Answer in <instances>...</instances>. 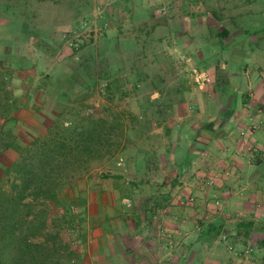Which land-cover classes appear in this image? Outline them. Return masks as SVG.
Returning <instances> with one entry per match:
<instances>
[{"label":"rangeland","instance_id":"1","mask_svg":"<svg viewBox=\"0 0 264 264\" xmlns=\"http://www.w3.org/2000/svg\"><path fill=\"white\" fill-rule=\"evenodd\" d=\"M255 40L264 42V0H0V73L7 76L15 104L14 119L5 122L10 137L26 146L61 115L65 125L82 114L108 122L120 118L121 146L71 182L69 195L81 196L87 211L77 223L79 232L99 229L102 213L123 231L118 223L126 225L154 208L158 216L178 218L177 229L187 227L186 218L206 221L220 205L212 189L218 176L207 173L212 166L205 161L212 164V158L196 164L199 158L188 153L195 149L198 125L218 123L210 118L216 113L212 94L228 103L239 98L237 87L245 97V54ZM235 50L243 56L238 64L232 62ZM198 73L211 82L202 88ZM224 177L232 178L229 171ZM197 186L205 187L204 196L196 195ZM166 198L167 204L157 206ZM108 199L117 206L102 211ZM92 217L97 219L91 222ZM61 232L70 237L64 228ZM157 237L164 242L163 234ZM192 239L181 264L207 257L199 247L192 258L198 243ZM214 241L221 253L234 247L236 263H244L249 244L233 246L224 234ZM174 242L179 256L182 240ZM81 244L75 241L73 247L79 251ZM85 250L79 252L84 256ZM221 259L227 262V256ZM76 260L85 264L84 258Z\"/></svg>","mask_w":264,"mask_h":264},{"label":"crops","instance_id":"2","mask_svg":"<svg viewBox=\"0 0 264 264\" xmlns=\"http://www.w3.org/2000/svg\"><path fill=\"white\" fill-rule=\"evenodd\" d=\"M253 42L255 48L247 50L245 54L248 56L244 71L248 81L245 97L236 86L233 87H236L241 101L235 98V101L223 103L218 95L212 94L217 99L214 102L216 113L210 118L215 117L218 123L208 128L203 126L207 121L201 122L196 146H192L195 149H189L188 153L192 160L199 158L196 164L212 158V164L205 162L207 166H212L211 170L207 169L208 175L218 176L214 178L212 189L213 197L219 199L220 205L208 206L218 209L217 214L212 218L207 216L206 221L200 216L196 219L186 218L187 227L177 229L178 218L168 214L158 216L154 208L134 220L131 218L126 225L118 223L125 227L122 231L116 230L112 216L102 213L99 229L92 233L87 231L85 242L83 245L80 243L83 248L80 252L86 250L79 260L84 258L85 264H181L190 252V240L193 238L192 241L198 243L191 251L192 258L198 257L199 247L205 248L207 256L204 262L198 264H237L235 260L238 254L234 247L228 246L226 252L221 253L219 248L213 246L214 240L224 234L233 246L243 241L249 244L250 247L243 254V264H264V42ZM231 57L232 62L238 64L243 56L235 50ZM179 109L184 108L180 106ZM210 148L214 149L208 151ZM226 171L232 177L229 180L224 177ZM204 188L197 186L196 195L204 196ZM168 200H157L156 204L161 206L167 204ZM104 203L106 205H100L102 211L105 207L117 206L111 199ZM201 205L199 209H205ZM96 219L92 217L91 222ZM234 223L235 228L231 226ZM227 228L233 229L225 231ZM160 234L164 235L161 238L164 242L159 241L161 236L158 238L157 235ZM178 236L182 242L180 254L176 256L174 241ZM222 255L227 256V262L221 259ZM192 261L185 260L184 264H195Z\"/></svg>","mask_w":264,"mask_h":264},{"label":"trees","instance_id":"3","mask_svg":"<svg viewBox=\"0 0 264 264\" xmlns=\"http://www.w3.org/2000/svg\"><path fill=\"white\" fill-rule=\"evenodd\" d=\"M7 81L0 73V264H75L82 253L73 244L86 238L77 223L87 211L81 196L69 195L71 182L121 146L124 124L82 114L65 125L61 115L23 146L5 123L14 119L15 107ZM3 158L12 163L2 165ZM62 227L69 238L62 237Z\"/></svg>","mask_w":264,"mask_h":264},{"label":"built area","instance_id":"4","mask_svg":"<svg viewBox=\"0 0 264 264\" xmlns=\"http://www.w3.org/2000/svg\"><path fill=\"white\" fill-rule=\"evenodd\" d=\"M196 78L197 82L201 84L200 86L202 88L211 82L206 73H198Z\"/></svg>","mask_w":264,"mask_h":264}]
</instances>
